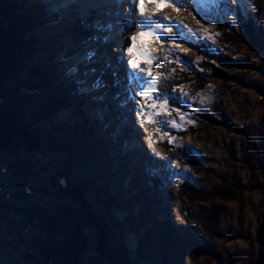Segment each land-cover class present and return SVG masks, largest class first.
I'll list each match as a JSON object with an SVG mask.
<instances>
[{"label":"rangeland","instance_id":"1","mask_svg":"<svg viewBox=\"0 0 264 264\" xmlns=\"http://www.w3.org/2000/svg\"><path fill=\"white\" fill-rule=\"evenodd\" d=\"M77 1L28 0V7L42 8L50 22L29 33L36 34L39 50L18 75L15 63L0 68V264H251V255L264 250L259 244L264 238V196L257 185L258 173L243 163L242 148L248 146L244 133L252 134L264 116V49L249 38H255L253 30L251 35L242 34L249 19L248 11L243 14V1L237 5L226 0L232 9L239 10L243 20L239 23L227 13L224 0H219L220 16L196 0L191 7L179 10L171 5L158 9L146 0L152 8L150 16L163 18L162 10L167 8L173 19L164 23L169 27L170 21L187 25L183 31L190 37L179 48L175 42L159 41L155 47L157 63L151 65L150 75L145 63L130 71L128 56H123V61L117 57L116 39L123 35L117 19L114 23L102 20L101 25L95 21L97 10L102 16L109 3L116 1L87 0L90 5ZM72 2L79 7L76 11L91 20L85 28L90 32L93 51L105 48L99 50L105 66L92 63L96 69L91 70L85 65L88 58L93 61L91 54L73 52L77 46L73 34H79L74 31L77 24L69 8ZM129 3L130 9L122 7L120 15L129 21L125 28L133 36L140 30L139 4L138 0ZM104 14L110 19V13ZM204 17L217 19L232 34L229 48H222L228 50L225 55L229 62L219 58L212 61L218 73H214L209 87L223 103L216 109L218 115L216 110L206 115L213 118L212 123L199 120L195 112L196 106L209 107L207 88L190 91L186 86V91L180 90L191 92L190 96L175 89V96L183 99L169 100L163 109L159 104L153 106L150 98L159 96L162 101L165 95L159 91L163 84L161 68L182 65L169 62V53L200 60L198 42L204 36L200 24ZM261 23L264 33V15ZM234 28L239 35L233 34ZM175 32L173 28L163 34L169 37ZM125 42L132 45L130 38ZM54 55L66 67L65 76L73 77L82 97L67 99L65 107L55 112V119L37 120L33 116L53 107L55 88L49 89L28 70L41 68ZM133 74L136 80H130ZM141 78L155 79L158 90L141 96L139 91L145 87ZM28 82L38 88L20 87ZM5 96L12 105L20 103L17 113L11 108L8 115ZM136 97L154 120H176L182 127L169 123L165 128L145 121L149 136L133 127V116L128 115ZM121 111L125 119L116 114ZM222 113L229 116L232 126L223 123ZM59 122L68 123V127ZM74 131L78 137L72 140ZM141 136L152 140L154 154L161 159L145 154ZM66 137L68 147L61 148ZM35 145L39 146L37 152ZM138 145L141 153L136 152ZM50 146L59 149L52 151ZM184 146L201 158V167L193 168L178 156L177 151ZM258 148L248 147L249 158L257 156ZM56 160L66 162L72 173L68 175L53 162ZM151 178H159L165 185L166 199L162 202L149 183ZM144 244L148 247L142 249Z\"/></svg>","mask_w":264,"mask_h":264},{"label":"trees","instance_id":"2","mask_svg":"<svg viewBox=\"0 0 264 264\" xmlns=\"http://www.w3.org/2000/svg\"><path fill=\"white\" fill-rule=\"evenodd\" d=\"M44 1L47 3L48 0ZM242 1L244 2L249 14L248 21L244 22V25H246L248 29L246 32H243L244 30H242V34H244V36L248 34L251 35V32L253 30L255 38H249L256 43H259L260 48L262 47L264 49V33L261 30V22L264 15V0ZM27 3L28 0H0V68L5 66L7 63H15L14 68L18 69L17 75L19 71L21 72L25 68L26 63H29L28 61H31V59L34 58V55L39 50V48H36L39 43L36 34L29 36V33L50 23L48 18H46L47 16L45 14V11L42 8L35 7L34 9H31L30 7H28ZM223 3L224 5H226L227 13L229 15L234 16V21L236 22L237 20L239 21V23H241L240 20H242V17L239 13V10L237 8L232 9V7L228 5L226 0H224ZM200 24L204 29V36L201 39V42H198V47L201 51L198 53V57L200 60L196 62L193 59L183 56V61H191V63L181 65L180 67L177 65L169 64V66H166V69L165 67H162L161 69L163 70H161V77L163 84L159 87V91L163 94H170L175 96L176 94H178H175V89L180 93L182 91L187 90L185 89L186 86L190 91H201L202 89L205 90L207 88V91L211 95L209 107L206 108L205 105L196 106L195 112L199 120L207 119L209 122L212 123L214 122L213 118H206V115L208 116L209 114H211V112L219 108V106L223 105V103L219 100V97L216 94L212 95L211 89L209 87L210 81H212V78H214V73H218V70L214 66L212 61L216 58H219L221 61L229 62V60H227V55H225V52H228V50L222 51V48H229L228 37H230V35L232 34L228 30L227 26L220 24V22L215 18L204 17L203 19H201ZM236 30L237 29L235 28L234 30L232 29L233 34L239 35ZM223 49L225 50V48ZM58 59L60 58L55 55L48 58L46 60V64L39 69H37L36 67L30 68L32 67L31 64L30 66H28V68H30V70H28L30 75L34 77H39L41 79V82L43 83L44 81V83L47 84V87H49V89H53L54 87L56 90V94L55 90L53 91V107H49L47 110H42L41 113H43V115L39 116L37 114L33 116V118H36L37 120L52 117L53 119H55V112H58L65 107V102L67 101V99L75 98L79 95H81L82 97V94L74 85L73 77L68 78L67 75L65 76L66 67L63 64L58 63ZM173 64L177 63L174 62ZM178 68H181L182 71H180ZM20 87L32 90H36L38 88L34 84H29V82L28 84L20 85ZM261 88L262 87H260V89ZM261 90L264 91V89ZM184 94L185 92H182V95ZM186 94L187 96H190V94L192 93L187 92ZM18 98H21V95H19ZM4 100L6 101L5 103L8 107V115H11V108L15 110L14 113H17V110L19 108L18 104L20 103L15 102L17 106L14 104L12 105L11 100L7 96L4 97ZM36 108H38V106H36ZM40 109L37 110L39 111ZM52 111H54L53 116L51 115ZM215 113H217V115L219 114L217 110L215 111ZM220 115L223 118V123L225 125L232 126L230 122H228L229 116L227 114L222 113ZM33 118L31 117V119ZM59 125H62L66 128L68 127V123L66 122H59ZM244 134L248 138L246 141L248 146H243L242 148V158H244L243 163L245 165H248L250 170L258 173L259 179H257V185L264 196V116L260 120L259 127L256 128L252 134L251 132L248 134L245 132ZM71 135L72 140L78 137V134H76L75 131L72 132ZM63 141L64 144H59L60 147L67 148V143L69 142V139L66 137L61 142ZM256 145L259 146L257 156L254 159H251L249 158L248 147L256 148ZM38 147L39 146L35 145V152H37L36 148ZM260 147L262 149H260ZM49 149H52V151H56L59 148H52L50 146ZM232 152H234V150H232ZM177 154H179L178 156L184 157L188 165L193 168H198L203 165V163L200 162L201 158L197 156L190 147L184 146L182 149L180 148L177 151ZM246 154L248 156V159H246ZM250 161H252V164ZM53 162L62 167V169H65L68 175L72 173L70 166L66 162L62 163L61 161L57 160ZM51 169L52 171H55L54 164L52 165ZM149 183L153 191L160 198L161 202L165 200L166 198L164 195L166 189L165 185H163V182L160 181L159 178H151ZM262 239H259V244L262 243L264 245V238ZM144 245L142 246V249H145L146 246L148 247V245ZM251 256V264H264V250L262 248L256 250V252H254Z\"/></svg>","mask_w":264,"mask_h":264},{"label":"bare ground","instance_id":"3","mask_svg":"<svg viewBox=\"0 0 264 264\" xmlns=\"http://www.w3.org/2000/svg\"><path fill=\"white\" fill-rule=\"evenodd\" d=\"M67 1H72V0H66V2ZM86 1L87 0H80V1H77L76 3L77 4H84V5H90V4H88V3H86ZM110 1H112V0H110ZM114 1H116V3H113V5H112V3L110 2L109 3V6L108 7H106L105 9V11H106V13H110V19H107L106 18V16H105V11L103 12V15L102 16H100L99 14V12L100 11H98L97 10V13H96V15H95V17L97 18L95 21L96 22H98L97 20H99V22H98V25H101L100 23H102L101 21L103 20L104 22L106 21V23H108V21H110L111 23L113 22L114 23V20L115 19H117V21L119 22V26H120V29H122V32H123V35L122 36H119V38L117 37V41H118V43H117V46L115 47V49H114V51H116L117 53H118V55H117V57H123V56H128V59L127 60H131L132 58H133V55H135L136 56V61H137V64L138 65H140V63L142 62V63H145V65L147 66V67H151V65L152 64H155V63H157V52H156V50H155V47H156V44L159 42L157 39H156V36L154 35L153 36V38L154 39H152L151 37H144V38H141L140 36H137V38H136V41H135V51H134V53H129L128 51H127V48L128 47H130V46H128L129 44H126V42L125 43H123L124 42V40H128V38H130L131 39V46H133V40H132V35L130 34L131 32H129L128 31V29H126L125 27H126V25L128 26V20L125 22V19L121 16L122 15V11H121V8L123 7H125V8H128V9H130V0H114ZM129 1V2H128ZM232 1H234V0H232ZM108 2V1H107ZM241 0H239V2L238 3H236V2H234L235 4H237V5H241ZM196 3L197 4H199L202 8H206V7H208V10H210L211 12H213V13H217L219 16L220 15H222L223 14V12H222V10H221V6L219 5V0H196ZM139 4V3H138ZM75 7V8H74ZM242 7H243V4H242ZM69 8H72L73 9V11H71V13H72V15H74L72 18L73 19H76L75 20V24H77V26H75V28H74V31H75V33H77V34H79L78 36H76V34L74 35L73 34V38H75L76 37V40H75V42H76V49H73V52L75 53V52H81L82 50H84V52L85 53H87V54H91V56H92V59H93V61H95V62H93V61H91V59H87L86 61H85V65H87L86 67H88V68H90L91 70H95L96 69V65H94L96 62H100L102 65L101 66H105L106 64H105V61H104V59H102V57H100L101 56V54H100V52H99V50H105V48H100L99 50H97V52H96V50H94L93 51V46L91 45L92 44V41L90 42L89 41V37H90V32L88 31V30H86V28H85V25L86 24H88V23H90L91 22V20L90 19H88L87 17H86V15H84V14H82L81 12H79V11H76L75 9H78L79 10V7L76 5V4H73V2L71 3V5L69 6ZM145 9H146V15H148V16H150V14H149V11H150V9H152V8H150V6H148V5H146L145 4ZM167 8H163V13H165V15H163L162 17H165V16H167V17H169L170 18V20L171 19H173L172 17H173V15H171V14H169V10L167 9ZM87 10H89V9H87ZM94 12H95V10L94 11H92L91 12V14L93 15L94 14ZM171 12V11H170ZM111 14L112 15H119L118 17H114V16H111ZM121 14V15H120ZM245 16V15H244ZM100 17V18H99ZM94 18V17H93ZM123 18V19H122ZM247 18V17H246ZM140 20V16H139V9H138V15H137V21H139ZM182 21V20H181ZM183 21H185V20H183ZM187 23V22H186ZM92 24V23H91ZM119 29V30H120ZM54 30H56V29H54ZM46 31V30H45ZM131 35V36H130ZM164 35V34H163ZM47 40L48 41H51V38L50 37H48L47 38ZM90 50H92V51H90ZM111 50V53L113 52L112 51V49H109V51ZM88 51H90V52H88ZM142 52H147L148 54H149V56L150 57H154L155 59H153L152 60V63H151V65H149V63L145 60V59H143L142 58V56H140V55H138L137 53H142ZM68 54V53H67ZM85 55L84 57H87L88 55ZM90 57V56H89ZM85 59V58H84ZM122 61H123V58H122ZM92 63H94L93 65H92ZM99 63V64H100ZM105 64V65H104ZM144 65V66H145ZM98 66V65H97ZM99 67H100V65H99ZM140 67V66H139ZM105 69V67H103V69L102 70H104ZM116 70V69H115ZM114 70V71H115ZM133 69L130 67V71H132ZM107 71V70H106ZM128 68L126 69V72H127V75H130V73H128ZM96 72V71H95ZM149 76V75H148ZM106 79H108V78H106ZM100 81V80H99ZM105 81V80H104ZM111 85V84H110ZM106 86V85H105ZM117 86V85H116ZM107 88V87H106ZM136 96V95H135ZM103 97V96H102ZM109 98V97H108ZM107 98V99H108ZM114 98V97H113ZM136 101L134 100L133 101V103L132 104H130L129 105V108H131V110H132V114L131 115H128V117H130V116H133V119H134V123H132L133 125V127H136V128H138V129H141L142 131H144V132H146V135L147 136H149L150 134L148 133V131L147 130H145L144 129V126H143V124H144V122L145 121H147V118H148V116H149V114H151V113H148L147 111H145L144 110V112H143V115L141 116V115H138V113L140 112V109L141 108H143V109H145V106H144V104H142V103H140L139 101H138V98L136 97ZM108 100H110V99H108ZM105 101V100H104ZM111 101L112 100H110V103H111ZM113 102V101H112ZM139 102V103H138ZM116 103V102H115ZM127 103H128V101H127ZM113 105H114V103H113ZM125 108H128V106L127 107H125ZM128 108V109H129ZM148 109V108H147ZM125 111V110H124ZM128 111V110H127ZM118 116H122V118H126L127 116H126V114H123L122 113V111L118 114V113H116ZM151 117H152V119H153V115L151 114ZM128 124V123H127ZM130 134H135L134 132L132 133H130ZM144 135V134H143ZM140 142H143V144H144V146H143V149L145 148L146 149V151H145V154L148 156V155H150V156H153V159L155 158V159H161V157H159V156H157V155H155L154 154V152H155V149H156V147H155V145L153 144V142H152V140H150L149 139V137L148 138H146V137H144V136H141V141ZM138 149V150H137ZM136 152H140L141 153V151H140V146L138 145V147H136ZM143 160H145L144 159V157H143Z\"/></svg>","mask_w":264,"mask_h":264},{"label":"snow or ice","instance_id":"4","mask_svg":"<svg viewBox=\"0 0 264 264\" xmlns=\"http://www.w3.org/2000/svg\"><path fill=\"white\" fill-rule=\"evenodd\" d=\"M147 2L156 4L158 9L162 6L171 5L176 10H179L182 6L191 7L192 4L195 3V0H147ZM234 2L238 3L239 0H234ZM138 3H139V16H140V20H139L140 30L132 36L133 46H130L127 48V51L129 53H134V51H135V41H136L137 36L144 38V37H151V36L155 35L156 39L158 41L168 40V41L175 42L177 48L180 47L181 42H188L190 37H186V35L183 31V28L188 27L187 25H182L181 22L170 21L172 27H169L167 24L164 23V21L170 20L169 17L165 16L163 18H159V17H154V16H148L145 14L146 13V9H145L146 0H138ZM198 23H199V20H198ZM173 28L176 29V32L174 35L169 36V37H165L163 35V31L171 32ZM188 31L192 32V29L188 28ZM137 54L142 56V58L145 59L149 63V65H151L152 60L155 59L154 57H150L147 52H142V53H137ZM166 58L169 59V62H172L174 60L175 62L181 63L182 65H186V64L191 63V61H183L179 55L173 56L171 53H169V57H166ZM126 63L130 64L132 69H137L139 67V65L137 64L135 55H133V58L131 60L126 61ZM140 71H143V69H140ZM150 74H151V67H149V75ZM159 75H161V74H158V76ZM136 79H137V77L135 74H133L130 77V80H136ZM141 82L143 85H145V87H142L139 91V94L141 96H147L149 91H157L158 90L157 89V82L155 79L143 80L141 78ZM184 95L186 96L187 94L185 93ZM150 98L153 99L155 102L153 106H155V104H159V106L162 109L166 108L169 100L180 101L183 99L182 96H173L170 94H165L162 101H161V98L159 96L150 97ZM143 112H144V109L141 108L138 115L142 116ZM185 118H186L185 116H181V119H185ZM147 122L156 123V124L160 125L161 127H165V128L168 126L169 123H171L173 127H177V128L182 127L181 125H179L177 123L176 120H172L170 122L154 120V119H152L151 114H149V116L147 118ZM167 134L168 133H165V135H167ZM168 142L171 144V143H174V140L169 139Z\"/></svg>","mask_w":264,"mask_h":264},{"label":"water","instance_id":"5","mask_svg":"<svg viewBox=\"0 0 264 264\" xmlns=\"http://www.w3.org/2000/svg\"><path fill=\"white\" fill-rule=\"evenodd\" d=\"M243 4V7H242V10H243V14L246 16L247 15V10L245 8V4L242 2Z\"/></svg>","mask_w":264,"mask_h":264}]
</instances>
